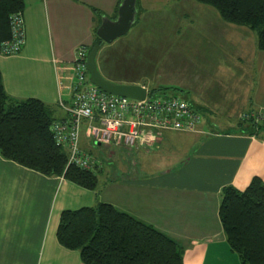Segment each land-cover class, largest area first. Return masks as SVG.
<instances>
[{
    "label": "crops",
    "instance_id": "1",
    "mask_svg": "<svg viewBox=\"0 0 264 264\" xmlns=\"http://www.w3.org/2000/svg\"><path fill=\"white\" fill-rule=\"evenodd\" d=\"M119 1L24 0L25 43L19 53L0 56L7 94L19 99L38 98L50 106L55 118L64 117L58 100L67 102L70 98L75 49L94 42L97 18L92 8L101 12L100 24L105 18L116 19ZM192 3L168 0L172 11L169 21L165 9H150L148 3L136 0L132 32L104 43L95 60L97 67L114 62L113 66L108 64V71L102 67L101 74L112 82L148 89L165 86L173 92L188 88L187 97L171 94L187 101L201 115L197 129L156 131L151 145L138 148L107 145L105 180L95 192L0 156V264H16L23 257L36 259L40 253L43 264H82L77 250L57 242L59 214L63 209L100 201L182 244L183 264H240L225 240L218 210L224 186L242 190L253 176L264 181V132L250 134L237 127L243 114L264 108V51L257 48L255 32L225 22L201 3L194 7ZM193 9L208 20L196 38L191 27L194 19L189 17ZM173 18L179 19L177 25ZM158 24L180 29L179 34L181 30L192 33L189 62L202 63L200 83L149 85L143 81L145 77L122 72L127 62H156L143 35ZM215 115L237 119L233 125L218 129L212 125ZM119 148L123 154L120 168L112 163ZM102 169L103 165L97 171ZM33 179L38 181L35 186ZM57 188L63 199L56 206L51 201Z\"/></svg>",
    "mask_w": 264,
    "mask_h": 264
},
{
    "label": "trees",
    "instance_id": "2",
    "mask_svg": "<svg viewBox=\"0 0 264 264\" xmlns=\"http://www.w3.org/2000/svg\"><path fill=\"white\" fill-rule=\"evenodd\" d=\"M195 1L214 8L225 22L255 32L257 48L264 51V0ZM24 5V0H0V44L10 37L11 16L22 15ZM92 10L97 24L88 51L101 42L96 36L101 12ZM165 89L170 88L149 90L167 94ZM64 117L55 118L50 106L38 98L7 94L0 70V156L44 176H60L95 190L101 162L92 169L68 164L65 148L53 138V122ZM237 127L250 134L264 132V122L253 117L242 118ZM218 216L225 240L240 264H264V181L253 176L242 190L224 186ZM55 235L59 245L79 252L82 264H183L182 244L108 202L63 209Z\"/></svg>",
    "mask_w": 264,
    "mask_h": 264
},
{
    "label": "built area",
    "instance_id": "3",
    "mask_svg": "<svg viewBox=\"0 0 264 264\" xmlns=\"http://www.w3.org/2000/svg\"><path fill=\"white\" fill-rule=\"evenodd\" d=\"M25 43L24 19L21 14L10 18V37L1 42L0 56L19 53ZM87 48L75 49L72 60L73 81L70 98L59 105L66 113L52 124L53 138L68 155V164L92 169L97 162L81 148V137L91 144H110L138 148L155 141L156 131L194 132L201 115L184 99L169 94H157L146 88L143 99L110 95L91 84L85 68ZM264 122V108L243 114Z\"/></svg>",
    "mask_w": 264,
    "mask_h": 264
},
{
    "label": "rangeland",
    "instance_id": "4",
    "mask_svg": "<svg viewBox=\"0 0 264 264\" xmlns=\"http://www.w3.org/2000/svg\"><path fill=\"white\" fill-rule=\"evenodd\" d=\"M147 6L150 9H165L168 14L167 18L170 21L169 14L172 12L171 7H168V0H143ZM193 2L192 6H199L200 3H196L195 0H191ZM199 4V5H198ZM200 6L204 9L213 10L215 13L217 12L214 8L201 4ZM187 9H189L187 7ZM172 10H177L176 7H173ZM190 10V9H189ZM190 16L193 17V23L191 27L194 32L197 34L195 36L198 37L200 34V27L205 26V24L208 22V20H205L200 11L193 9L190 11ZM217 14V13H216ZM174 17V16H173ZM176 17V16H175ZM174 24L177 25V18H173ZM184 23V21H182ZM185 24H182V28H184ZM160 27V29H159ZM181 28V29H182ZM133 26H131L130 30L123 35L122 37L128 36L132 32ZM180 30V29H179ZM176 31V29L168 28L167 26L157 25L156 28L151 27L146 29V34L143 35L144 44L150 46L152 49V54L155 55L156 62H151L150 60L147 62H127L125 66L124 71L120 70L119 67H117V71H122L124 74H132L134 76H142L145 78H142L144 82H147L149 85H153L155 83H165L168 84L167 81H173V82H184L194 85L196 82L200 83L199 79L203 76V70L204 68L201 66V62H189L191 55L189 54L191 48H192V38L193 35L187 34L188 31ZM149 52V51H148ZM109 65L113 66L114 62H109ZM108 64H105L103 62L102 66L99 65L98 69L99 72L103 75L104 70H102V67L106 69L107 71L110 69ZM88 76V75H87ZM105 77V76H104ZM152 88V86L150 87ZM164 91L167 92V94H174L180 95L182 97H187L188 95V88H185L183 90H180L179 92H173L171 89H165ZM154 93H162L161 91H154ZM172 93V94H171ZM213 122L212 125L215 126L218 129H222L223 127L231 126L234 124V121L237 119L236 117L231 118H225L223 116H213ZM84 138V137H83ZM86 142H85V141ZM84 140L81 141V145L84 146L85 151H87L91 157L95 158L97 162H101V165H103L102 171H96L97 177H98V185L95 188V190H100L103 187V181L105 180L107 170V166L109 164L107 153L105 152L107 145L101 144V145H95L88 143L87 140L84 138ZM110 146V144H108ZM123 157L122 152L120 151V148L116 150V156L115 159H113L112 163L115 162V164L119 167L121 163V158ZM120 168V167H119ZM38 183L36 179H33V186H35ZM95 190L93 192H95ZM63 199V192L59 193V190H57L54 193V198L51 201V205L56 204V206L59 204L60 200ZM80 207V206H78ZM77 207V208H78ZM76 209V208H71ZM34 247V245H33ZM34 250V249H33ZM32 250V251H33ZM37 255V254H36ZM36 259L33 258H25L17 259L16 264H43L44 259L40 261L39 256ZM49 264H53V262H50ZM54 264H60L59 262H54Z\"/></svg>",
    "mask_w": 264,
    "mask_h": 264
},
{
    "label": "water",
    "instance_id": "5",
    "mask_svg": "<svg viewBox=\"0 0 264 264\" xmlns=\"http://www.w3.org/2000/svg\"><path fill=\"white\" fill-rule=\"evenodd\" d=\"M136 0H122L117 9V17L114 20L103 19L96 29V36L101 40L95 44L86 55L85 68L88 80L103 92L122 96L130 99H143L146 87L139 84L116 83L104 78L98 70L96 54L104 43H111L116 38L128 32L135 20Z\"/></svg>",
    "mask_w": 264,
    "mask_h": 264
}]
</instances>
